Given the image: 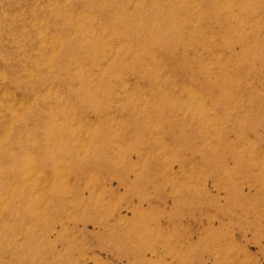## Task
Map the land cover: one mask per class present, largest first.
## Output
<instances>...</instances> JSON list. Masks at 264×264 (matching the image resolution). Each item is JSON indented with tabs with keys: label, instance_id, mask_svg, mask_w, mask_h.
Here are the masks:
<instances>
[{
	"label": "rangeland",
	"instance_id": "374dc122",
	"mask_svg": "<svg viewBox=\"0 0 264 264\" xmlns=\"http://www.w3.org/2000/svg\"><path fill=\"white\" fill-rule=\"evenodd\" d=\"M0 264H264V0H0Z\"/></svg>",
	"mask_w": 264,
	"mask_h": 264
}]
</instances>
